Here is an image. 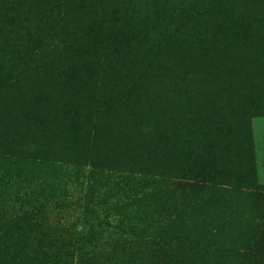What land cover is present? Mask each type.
<instances>
[{
    "label": "trees",
    "instance_id": "obj_1",
    "mask_svg": "<svg viewBox=\"0 0 264 264\" xmlns=\"http://www.w3.org/2000/svg\"><path fill=\"white\" fill-rule=\"evenodd\" d=\"M260 1L206 0L199 9L197 0H52L48 13H30L17 0H0V128L12 138L9 143L0 137V158L16 152L11 148L19 157L58 152L51 135L38 129L41 124L65 134L61 147L82 154L96 157L129 145L139 151L144 144L126 135L130 122L150 118L152 125L153 110L166 106L174 108L169 111L175 126L173 132L163 129L158 160L179 177L237 179L230 155L212 145L186 163L184 119L194 123L192 131L209 121L199 120V104L188 115L185 100L205 96L217 116L215 105L241 100L234 86L243 91L260 85L253 70L243 72L244 64L239 70L222 50L229 37L264 47V23L254 14ZM200 50L207 58L197 65ZM198 73L204 95L196 89ZM94 126L107 132L100 135L104 130L96 133ZM244 154L243 176L257 188L248 145ZM17 220L0 216V264H41L28 253L24 223Z\"/></svg>",
    "mask_w": 264,
    "mask_h": 264
},
{
    "label": "rangeland",
    "instance_id": "obj_2",
    "mask_svg": "<svg viewBox=\"0 0 264 264\" xmlns=\"http://www.w3.org/2000/svg\"><path fill=\"white\" fill-rule=\"evenodd\" d=\"M17 1L30 13H48L52 6V0ZM205 1L195 5L200 9L199 2ZM261 1L254 14L264 23ZM244 40L229 37L221 48L239 70H253L260 85L245 86L243 80V91L234 86L241 100L215 105L217 116L207 97L194 100L188 95L187 114L199 104V120L209 124L192 131L194 123L184 119L186 163L212 145L230 155L237 179L179 177L158 160L163 129L173 132L175 126L171 107L154 109L152 125L150 118L130 122L126 135L144 144L139 151L129 145L96 157L63 148L65 134L41 124L38 129L51 135L58 152L19 157L17 148H11L16 152L0 158V216L12 224L22 219L28 253L41 264H264V47H248ZM194 58L198 65L207 54L200 50ZM197 75L196 89L204 95L202 75ZM5 131L0 128L1 138ZM5 142H12L11 135ZM247 145L257 188L243 176ZM119 163L123 166H116Z\"/></svg>",
    "mask_w": 264,
    "mask_h": 264
}]
</instances>
